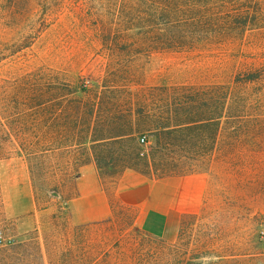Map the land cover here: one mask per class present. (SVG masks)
<instances>
[{
	"label": "rangeland",
	"instance_id": "1",
	"mask_svg": "<svg viewBox=\"0 0 264 264\" xmlns=\"http://www.w3.org/2000/svg\"><path fill=\"white\" fill-rule=\"evenodd\" d=\"M236 8L209 7L215 25L198 33L168 23L164 0H0V264H84L89 252L102 264L118 247L99 234L140 230L115 198L132 171L203 175L207 188L175 235L136 255L121 245L123 264H264V76L234 83L243 64L264 72V19L238 29ZM89 164L113 226L85 246L68 239V199ZM32 178L70 185L36 195Z\"/></svg>",
	"mask_w": 264,
	"mask_h": 264
},
{
	"label": "crops",
	"instance_id": "2",
	"mask_svg": "<svg viewBox=\"0 0 264 264\" xmlns=\"http://www.w3.org/2000/svg\"><path fill=\"white\" fill-rule=\"evenodd\" d=\"M77 187L78 196L69 203L76 225L112 217L111 198L102 190L94 164L83 167ZM206 188L203 175L151 179L132 171L124 173L118 181L115 198L136 210L135 224L141 231L164 239L175 235L183 215L200 211Z\"/></svg>",
	"mask_w": 264,
	"mask_h": 264
},
{
	"label": "trees",
	"instance_id": "3",
	"mask_svg": "<svg viewBox=\"0 0 264 264\" xmlns=\"http://www.w3.org/2000/svg\"><path fill=\"white\" fill-rule=\"evenodd\" d=\"M185 1L187 0H164L165 7L170 10L169 12H172L171 14L172 18L168 20V23L170 24L172 23L174 25H177L178 27H183V28L185 26L192 25L193 28L198 33L206 32L209 27L215 25L214 21L209 18L211 15H209L208 13L209 7L211 8L212 6L215 7V9L217 7H220L226 10H228V8L238 7L235 9L236 11H238L239 9H242L240 12L238 13L236 12L237 14H235L234 12V15L231 16L236 21H237V17H241V19H243L241 20L242 21L241 24L237 22H233V25L238 29H242V27L246 28L247 26H249V24L252 23L251 16L252 17L256 16L258 19H262V21L264 19V9L261 6L259 0H195V2L198 5V6H195V10L200 14V16L196 19L188 21V20L179 18V13H178V11H182L183 3ZM191 1H194V0H189V2L187 3L189 4L191 3ZM200 2L203 3L204 5H201ZM252 10L256 12L255 15L251 12ZM206 11H207V14L202 15V13ZM229 11L230 10L224 13L228 18L230 15ZM225 15L219 14L216 17H220L221 19V17H224ZM263 76H264V72L261 68H258V66L256 65L247 66L243 64L242 68H239V73L236 75L234 79L235 80L234 83L237 85L244 86L250 83L257 82L259 80L261 81ZM209 121H211V119ZM31 155H32V152L31 151L28 152V157L29 156L31 157ZM31 173L32 174L34 173L33 166L31 168ZM166 176H169V175H166ZM162 177H165V176L163 175V176H160L159 178H162ZM32 181H33V187H34V191L36 195L38 194L39 191H46V192L52 193L56 191V188H59L57 185H63L62 187H64L65 189L69 187L70 185V182L66 181V182H63V184H55V187L54 186L52 187L50 183L48 184V183H43V182H37L36 178H32ZM72 185L75 187V194L68 199V202L76 198L79 193L77 183H72ZM136 215H137V212L135 216ZM112 223H113V219L111 217L110 219H107L104 221L87 223V224L75 226L71 230L70 232L71 236L68 237V239L69 241H72V242H76L78 240L79 242L83 243V245L89 246V241H92L90 238L91 229L101 228L102 226L106 227L108 225L113 226ZM106 230H109V228H106ZM112 231L114 230H111L107 233L105 232V233L99 234L97 237V239L101 241V243L106 241L109 244L117 245L118 247L117 250L107 249L99 253L98 257L99 258L101 257L102 264H123V261L124 260L126 261V258H129V256L126 253L127 251L123 250V247H121V245L128 246L129 252L132 253L133 255H136L137 254L136 252L137 244L144 245L148 243H157L159 241H164V239L161 237H157V236L144 233L141 230H135L134 234H131V232H129L128 236L131 237V240L123 241L122 235L116 236V233H113ZM90 260H91V254L89 252L87 255H85V258L83 260L84 264H91Z\"/></svg>",
	"mask_w": 264,
	"mask_h": 264
},
{
	"label": "built area",
	"instance_id": "4",
	"mask_svg": "<svg viewBox=\"0 0 264 264\" xmlns=\"http://www.w3.org/2000/svg\"><path fill=\"white\" fill-rule=\"evenodd\" d=\"M140 141L144 144V143H146L147 138L145 136H143Z\"/></svg>",
	"mask_w": 264,
	"mask_h": 264
}]
</instances>
